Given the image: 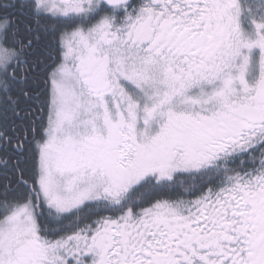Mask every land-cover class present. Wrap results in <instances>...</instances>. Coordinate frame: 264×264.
Segmentation results:
<instances>
[{"label": "snow or ice", "instance_id": "6c2138e0", "mask_svg": "<svg viewBox=\"0 0 264 264\" xmlns=\"http://www.w3.org/2000/svg\"><path fill=\"white\" fill-rule=\"evenodd\" d=\"M0 264H264V0H0Z\"/></svg>", "mask_w": 264, "mask_h": 264}]
</instances>
